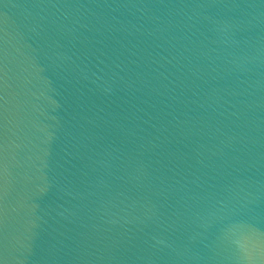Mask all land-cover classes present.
<instances>
[{"label":"water","instance_id":"water-1","mask_svg":"<svg viewBox=\"0 0 264 264\" xmlns=\"http://www.w3.org/2000/svg\"><path fill=\"white\" fill-rule=\"evenodd\" d=\"M0 264H264V0H0Z\"/></svg>","mask_w":264,"mask_h":264},{"label":"clouds","instance_id":"clouds-1","mask_svg":"<svg viewBox=\"0 0 264 264\" xmlns=\"http://www.w3.org/2000/svg\"><path fill=\"white\" fill-rule=\"evenodd\" d=\"M237 243L239 244L240 242H239V241H237ZM240 247H241V248H243V245H242V244H240Z\"/></svg>","mask_w":264,"mask_h":264}]
</instances>
